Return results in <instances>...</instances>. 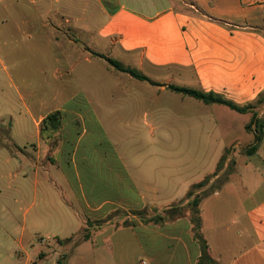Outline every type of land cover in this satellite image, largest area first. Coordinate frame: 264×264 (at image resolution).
Instances as JSON below:
<instances>
[{
    "label": "rangeland",
    "instance_id": "1",
    "mask_svg": "<svg viewBox=\"0 0 264 264\" xmlns=\"http://www.w3.org/2000/svg\"><path fill=\"white\" fill-rule=\"evenodd\" d=\"M10 1L0 0L4 7ZM85 11L88 13V8ZM101 20L94 16L91 26L96 28ZM38 21L33 31L18 30L10 21L0 31V264H23L24 259L29 264H56L59 258L64 264H152L151 254L142 251L136 240L128 239L130 228L115 227L121 218L94 231L85 224L86 217L96 216L90 210L84 212L79 203L81 183H77V171L70 162L76 138L83 134L73 155L75 161L80 151L92 154L95 144L98 149L111 144L132 172L153 180L159 200L165 204L184 203L189 191H202L208 197L226 186L229 188L223 192L227 194L235 187L234 161H218L215 178L213 173L200 176L198 167L210 161L188 158V137L203 129L188 127V123H193L194 115L204 113L203 102L161 90L158 82L129 79L108 63V57L87 48L88 33L78 36L70 30L53 31ZM172 83L188 85L176 79ZM56 109L63 111L59 133L43 129L41 124L44 116ZM206 115L209 123L212 116ZM57 133L59 139L52 140ZM54 168L64 169L67 180ZM206 178L202 188L189 187ZM179 196L183 198L176 201ZM189 217L185 211L182 223L190 222ZM221 219L228 221L226 216ZM173 221L134 227L138 231L170 230L166 225ZM83 229L92 232L91 238L75 246L85 233ZM78 230L81 232L70 242L59 244L58 238ZM179 231L193 234L186 224H180ZM115 233L125 234L120 237L127 239L121 242H129L128 261H121L109 248ZM152 241L147 235L140 236L142 244L150 246Z\"/></svg>",
    "mask_w": 264,
    "mask_h": 264
},
{
    "label": "crops",
    "instance_id": "2",
    "mask_svg": "<svg viewBox=\"0 0 264 264\" xmlns=\"http://www.w3.org/2000/svg\"><path fill=\"white\" fill-rule=\"evenodd\" d=\"M96 15L102 20L93 28ZM38 20L53 31L70 30L78 36L88 33L90 51L112 56L123 67L145 76L144 81L158 82L161 90L187 95L171 88L181 87L213 93L238 106L253 104L250 111L238 112L223 104L203 102L204 113L194 115L193 123H188V127L203 130L190 133L187 156L210 161L198 167L202 177L209 173L217 177L213 171L218 161H234L235 187L227 194L223 189L229 187L219 188L198 206L201 232L215 264H264V136L253 154L245 153L254 140V134L246 130L252 113L264 114V104H254L264 91V0H11L6 7L0 2V31L9 21L18 30L33 31ZM175 79L188 85L173 86ZM206 114L212 116L209 123ZM92 118L101 128L98 117ZM82 137L76 138L70 162L81 183L78 198L84 212L90 210L94 218H100L117 207L168 205L159 200L153 180L132 172L111 144L104 149L95 144L92 154L80 151L82 155L75 161L73 155ZM54 169L67 180L64 169ZM182 222L177 218L167 224L170 230L126 227L131 230L128 239L151 254L152 264H197L199 244L190 233L186 236L179 231L180 224L191 228L188 220ZM144 235L153 240L150 246L140 243ZM120 236L125 234H114L109 248L121 261H128L129 242H121L127 238ZM22 263L29 264L27 259Z\"/></svg>",
    "mask_w": 264,
    "mask_h": 264
},
{
    "label": "trees",
    "instance_id": "3",
    "mask_svg": "<svg viewBox=\"0 0 264 264\" xmlns=\"http://www.w3.org/2000/svg\"><path fill=\"white\" fill-rule=\"evenodd\" d=\"M106 60L116 70L127 73L136 79L146 80L145 76L139 74L137 71L133 69L123 67L119 62L115 61L114 59L107 58ZM171 88L178 92H182L196 99H199L204 103L223 104L238 112L250 111V109L253 108L252 103H248L244 106H238L220 96L214 95L213 93H205L202 91L181 88V87H171ZM254 104L258 106H261L264 104V91L258 95L256 100L254 101ZM62 114L63 113L60 109H56L54 111L49 112L47 115H45L41 121L43 129H48L51 131L57 130V132L59 133L61 129ZM246 130L254 134L253 143L245 150V153L247 155H250V154H253L257 150L264 136V114L259 116L257 115V112H253L251 120L249 124L246 126ZM58 133L55 137H52V140H55V138L59 139ZM220 161H223V160H220ZM207 181L208 179L206 178L202 181L194 183L192 187L194 189H200L207 183ZM206 194L208 193H205L202 191L196 194L189 191L187 193V200L184 201V203L179 202L176 204H168L164 207L150 205L148 207L144 206L140 209H130V210H124L123 208L118 207V208H114L113 210L108 212L105 216L100 217V218L86 217L85 224L90 226L93 229V231L97 229H101L106 224H110V223L112 224L111 221L117 218H121V222L119 225H116L115 227H134L138 223L162 224V223L173 221L177 218L183 217L185 211H189L190 213L189 220H190V223L192 224L191 228L193 232L192 237L198 242L199 248H200V256L197 261V264H215L214 259L209 254L208 245L202 235L201 226H200V215H199L198 206H199V202L201 201L202 198L205 197ZM79 230L78 232L72 234L71 236L67 238H64V239L58 238L59 244H65V243L70 242L73 239V236H76L81 232ZM83 230L84 231L82 232H85V233L83 234L81 240L77 242L75 246H77L82 241L88 240L91 237L92 232H89L87 229H83ZM56 264H64L63 259L61 258L57 259Z\"/></svg>",
    "mask_w": 264,
    "mask_h": 264
}]
</instances>
